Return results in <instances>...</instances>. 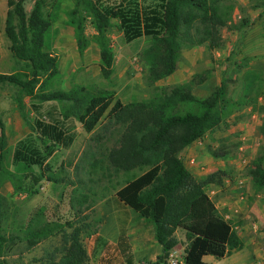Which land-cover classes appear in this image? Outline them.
<instances>
[{
    "label": "trees",
    "instance_id": "obj_1",
    "mask_svg": "<svg viewBox=\"0 0 264 264\" xmlns=\"http://www.w3.org/2000/svg\"><path fill=\"white\" fill-rule=\"evenodd\" d=\"M222 1L159 0L154 6L141 8L135 0L110 4L103 0H72L62 12L80 54L86 51L89 42L97 45L105 77L110 75L113 64L108 33L116 29L126 43L144 38L141 58L148 79L158 82L176 72L183 47L203 44L212 50L220 47V31L229 21L228 13L220 7ZM25 4L26 0H7L4 34L8 50L20 68L0 74V87L14 89L13 101L21 112L27 98L34 117L27 120L22 114L31 134L16 144L11 159L0 118V189L9 183L14 193L36 194L38 191L30 192L23 186L34 167L40 170L37 182L59 184L63 178L55 175L46 163V156L54 147L68 148L73 143L69 127L73 121L86 133H92L106 117L125 127L118 146L108 154L114 171L130 173L146 169L117 190L115 196L152 225L154 240L162 247V254L152 264L166 263L178 244L177 230L184 231L187 240L184 264H208L202 260L204 256L221 260L240 250V238L205 191L210 185H221V173L197 179L185 167L180 154L224 124L236 109L251 104L257 95L249 98L252 90L246 87L241 97L234 100L228 95L227 85L221 83L203 99L194 96L189 86H182L161 100L123 104L114 101V93L110 91L93 93L78 86L66 91L50 89L59 75L50 33L52 25L62 18L61 12L54 5L53 11L47 13L46 0H34L29 11ZM253 8L264 9V0ZM86 24L94 31L91 37L85 35ZM45 103H57L58 116L51 111L43 112ZM262 111L259 134L264 137V107ZM210 154L214 158L228 157V152L222 150H210ZM250 178L254 188L264 190V153L255 158ZM6 204L0 193V264H12L6 256L17 243L23 242L29 251L59 234L63 244L53 254V259L58 255L53 264L87 262L88 254L80 239L81 227L68 222L66 226L72 229L68 234L63 224L45 221L43 209H39L26 223H20L16 231H9ZM120 241L123 244V238ZM125 264H134L131 254L125 257Z\"/></svg>",
    "mask_w": 264,
    "mask_h": 264
},
{
    "label": "rangeland",
    "instance_id": "obj_2",
    "mask_svg": "<svg viewBox=\"0 0 264 264\" xmlns=\"http://www.w3.org/2000/svg\"><path fill=\"white\" fill-rule=\"evenodd\" d=\"M120 1L103 0L109 4ZM135 1L139 7L146 8L158 4L159 0ZM259 1L223 0L220 7L228 13L229 21L220 31V47L214 50L207 44L183 47L176 72L158 82L148 79L141 58L144 38L126 43L116 29L110 31L113 64L110 75L105 77L101 73L97 45L89 42L86 51L80 54L72 30L64 23L62 10L72 0H46L45 11L52 12L55 5L62 17L51 27V51L58 59L59 75L50 89L66 91L78 86L93 93L110 91L114 93L113 100L123 104L161 100L182 86H189L194 96L203 99L221 83L227 85L228 95L234 100L241 97L246 87L252 90L249 98L257 95L251 104L236 109L219 128L182 151L180 158L197 179L221 173V185H210L205 189L207 195L223 217L229 216L227 221L240 240L252 238L264 250V190L254 188L250 178L255 158L264 153V137L259 134L264 107V9L253 8ZM33 2L26 0L28 11ZM7 9V0H0V74L20 68L8 50L4 34ZM92 34L94 31L86 24L85 35ZM13 97L14 89L0 87V118L5 126L10 159L16 144L31 134L22 114L27 120L34 117L27 98L23 100L25 107L21 112ZM43 107V112L51 111L58 116L57 103H45ZM69 127L74 135L73 143L68 148L54 147L46 156V163L55 175L63 178L59 184L37 182L40 170L34 167L23 186L30 192L38 191L36 194L14 193L9 183L1 187L0 193L7 200L9 231H16L20 223H26L43 209L44 220L63 224L68 234L72 231L66 226L68 222L82 228L81 244L88 254L85 264H125L129 254L134 264L154 263L158 256L154 247L160 245L154 240L152 225L115 196L128 181L146 171L116 172L109 164L108 154L118 146L125 127L106 117L92 133H86L76 121ZM210 150L226 151L228 157L214 158ZM175 237L178 244L172 251L182 259L187 248L184 231L178 230ZM62 244L60 234L29 251L23 242L17 243L6 259L12 264H53L58 261V255L53 259V254ZM251 251L247 245L222 260L208 257L206 262L256 264Z\"/></svg>",
    "mask_w": 264,
    "mask_h": 264
},
{
    "label": "crops",
    "instance_id": "obj_3",
    "mask_svg": "<svg viewBox=\"0 0 264 264\" xmlns=\"http://www.w3.org/2000/svg\"><path fill=\"white\" fill-rule=\"evenodd\" d=\"M221 215V214H220ZM178 232V230L175 232V234ZM245 238V237H244ZM242 241V240H241ZM242 247L241 249L244 248L248 245L252 248V251H251V258L256 262V264H264V250L263 248L260 246V244L255 241L254 239L252 238H245L242 242ZM155 249V252L157 255H159V250L160 252L162 251V247L161 246H158L157 248L154 247ZM240 249V250H241ZM239 251V250H238ZM262 251V252H261ZM208 257H212V256H204L202 258V260L205 262V263H208V264H217V263H214V262H206V259ZM222 260V259H221Z\"/></svg>",
    "mask_w": 264,
    "mask_h": 264
},
{
    "label": "built area",
    "instance_id": "obj_4",
    "mask_svg": "<svg viewBox=\"0 0 264 264\" xmlns=\"http://www.w3.org/2000/svg\"><path fill=\"white\" fill-rule=\"evenodd\" d=\"M225 220L230 219L229 216H224ZM165 264H184V257L181 259L179 257L176 256L175 252H170L169 257L166 259V263Z\"/></svg>",
    "mask_w": 264,
    "mask_h": 264
}]
</instances>
